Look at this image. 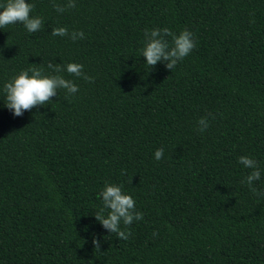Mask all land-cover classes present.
Here are the masks:
<instances>
[{
    "label": "trees",
    "instance_id": "1",
    "mask_svg": "<svg viewBox=\"0 0 264 264\" xmlns=\"http://www.w3.org/2000/svg\"><path fill=\"white\" fill-rule=\"evenodd\" d=\"M26 2L42 28L0 29V264H264V0H76L63 14ZM157 28L194 34L172 72L142 57ZM49 62L94 83L64 71L75 95L14 116L4 85L33 67L55 75ZM241 156L261 171L251 188ZM106 183L143 213L121 223L126 241L94 217Z\"/></svg>",
    "mask_w": 264,
    "mask_h": 264
},
{
    "label": "clouds",
    "instance_id": "2",
    "mask_svg": "<svg viewBox=\"0 0 264 264\" xmlns=\"http://www.w3.org/2000/svg\"><path fill=\"white\" fill-rule=\"evenodd\" d=\"M54 9L63 14L69 9L76 7V0H66V3H56L52 0ZM34 5L26 0H7L6 4H0V29L9 25L22 24L29 33L39 31L43 26V19L39 16L31 15ZM52 36L69 37L73 42L78 39H85L82 31H72L66 27H55L52 29ZM144 47L141 50L142 57L146 59V64L154 68L158 63L163 62L165 67L172 72L177 64L183 61L196 47L194 34L185 29L178 35L168 28L145 30ZM171 38L169 42L168 38ZM55 75H44L40 68L33 67L22 71L10 82L4 85L6 93L5 106L11 110L16 117H21L26 111H31L38 106H44L56 97L58 90H66L68 95H75L79 88L72 81L65 79L61 73L66 71L70 75L94 83V79L83 71V65L77 63L53 64L47 65ZM31 73V75H29ZM170 78V77H169ZM214 119V117H212ZM209 117H201L197 121V130L205 132L209 127ZM157 161L164 156L163 148L157 149L154 153ZM238 163L245 168L252 169L245 178V183L251 188L255 181L260 180L261 171L257 161L248 156L239 157ZM255 191V189H253ZM102 198L103 206L95 213V219L111 234H116L120 240H128L132 235L129 230H121V223L129 228L134 221L143 220L142 212L136 210L135 200L132 196L125 194L122 187L106 183L103 190L99 193ZM107 211V216L105 212ZM156 235V233H153ZM95 249L101 248V242L98 237L92 240Z\"/></svg>",
    "mask_w": 264,
    "mask_h": 264
}]
</instances>
